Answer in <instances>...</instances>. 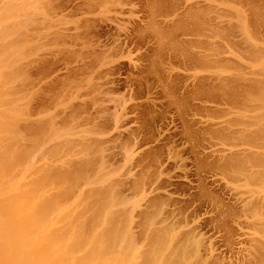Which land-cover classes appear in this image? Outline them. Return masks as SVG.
Segmentation results:
<instances>
[{
  "label": "rangeland",
  "instance_id": "rangeland-1",
  "mask_svg": "<svg viewBox=\"0 0 264 264\" xmlns=\"http://www.w3.org/2000/svg\"><path fill=\"white\" fill-rule=\"evenodd\" d=\"M94 1L0 0V264H264V0Z\"/></svg>",
  "mask_w": 264,
  "mask_h": 264
},
{
  "label": "bare ground",
  "instance_id": "bare-ground-1",
  "mask_svg": "<svg viewBox=\"0 0 264 264\" xmlns=\"http://www.w3.org/2000/svg\"><path fill=\"white\" fill-rule=\"evenodd\" d=\"M43 1H44V0H43ZM97 1H99V2H97ZM97 1L95 0L94 2H97L96 4H97L98 6H101V9H102V10H109V11H116V12H121V11L123 10V8L121 9L122 4H123L124 6H125V4H126V2H125L126 0H124V1H123V0H102V1L97 0ZM209 1H210V0H209ZM209 1H208V3H209ZM123 2H124V3H123ZM186 2H187V0H186ZM151 3H152V0H151ZM205 3L207 4V2H205ZM157 4H158V3H157ZM178 4H179V3H178ZM89 5H90V4H89ZM94 5H95V4H94ZM193 5H194V4H193ZM39 6H40V5H39ZM147 6H148V5H147ZM149 6H150V3H149ZM158 6H159V5H158ZM252 6H253V5H252ZM88 7H89V6H88ZM192 7H193V6H191V8H192ZM158 8H159V7H158ZM168 8H170V7H168ZM99 9H100V7H99ZM149 9H151V11L148 10V12L150 11V12H151L150 14L154 15V14L156 13V9H157L156 2L153 1V3L151 4V7H150ZM175 9H176V7H175ZM189 9H190V8H189ZM157 10L160 11V9H157ZM199 10H200V9H199ZM167 11H169V10H167ZM173 11L175 12L174 9H173ZM188 11H189V10H188ZM201 11H202V10H201ZM201 11H200V12H201ZM99 12H100V11H99ZM102 12H104V11H102ZM161 12H162V13H161ZM161 12H160L161 15H162V14L165 15V14L167 13V12L165 13L164 11H161ZM163 12H164V13H163ZM196 12H197V11H196ZM157 13L160 15L159 12H157ZM198 13H199V11H198ZM201 13H203V12H201ZM201 13H200V14H201ZM252 13H255V12H252ZM26 14H27V13H26ZM101 14H102V13H101ZM150 14H149V15H150ZM190 14H194V16L196 15L195 13H192V12L190 11L189 14H188V16H187L188 18L190 17ZM200 14L197 15V16H201V15H202V14H201V15H200ZM255 14H256V13H255ZM166 15L168 16L169 14H166ZM154 16H156V14H155ZM154 16H153V17H154ZM184 16H186V14H185ZM153 17L151 16V17H150V20H152L151 18H153ZM253 17H256V16H253ZM154 18H155V17H154ZM191 18H192V21H193V22H192L190 19H189V21H188V22L191 21V22H190V23H191V27H190V23H186V22H185L186 24H189V25H187L188 27H187L184 23H182V22H181V23H182L183 25L179 23V25L176 26V25L178 24V23L176 22V23H175L176 25H175V27H173V28H175V30H176V29H179L181 32H184V33H181V34H184L185 36H188L189 40H190V39H193V37H195V38L197 39L198 36H200V35H201L200 37H202V36H203V37H204V36L206 37V36H207V39H209L208 37H209L210 35L207 34V32H206V35H205V33H203L204 30L207 31V29H208V28H206V26H204L205 23H206V24L209 23V22L207 23L208 20L205 21V23H204V22H203V21H204L203 19H205V18L201 17L202 19L200 18V19H201V21H200V19H199L198 17H197V18H198L199 20H198V19L196 20V18L194 17V19L196 20V22H195L194 19H193V16H192ZM178 19H179V18H178ZM30 20H31V19H30ZM89 20H90V19H89ZM186 20H188V19H186ZM202 20H203V21H202ZM83 21H84V20H83ZM86 21L88 22V20H86ZM90 21H92V20H90ZM90 21H89V22H90ZM180 21H181V20H180ZM32 22H33V21H32ZM89 22H88V23H89ZM201 22H202V23H201ZM81 23H82V25L80 24L79 26H76L75 28H77V27H81V26H83V24H84V29L87 28V29H85V30H88L89 27H87V26H88V25L91 26V23H92V22H90L88 25H86L85 22H84V23L81 22ZM30 24H31V23H30ZM51 24H52V23H51ZM202 24H203V25H202ZM85 25H86V26H85ZM208 25H210V24H208ZM202 26H204V27H202ZM247 26H248V25H247ZM211 27H212V26H211ZM222 27H223V26H222ZM82 28H83V27H81V29H82ZM173 28H172V29H173ZM84 29H82V30H84ZM82 30L80 31L81 33H82ZM209 30H210V29H209ZM88 31H90V30H88ZM88 31H87L86 33H84V34H86V35H84V34L81 35V33H79L78 31H77V32H78L79 34L77 33L78 35H76V34H75V35H76L77 38H79V39L82 38V37H84L85 39H84V38H83V39L86 40V38H87V40H88V42H89V46H90V43H91V42H90V41H91V38H90V37H91V36H90V33L88 34ZM152 31H153V29H152ZM176 31H177V30H176ZM83 32H84V31H83ZM201 32H202V33H201ZM75 33H76V32H75ZM151 33H152V32H151ZM156 34H157V32H156ZM75 35H74V36H75ZM79 35H81V36H79ZM212 35H214V34L212 33ZM218 35H219V34H218ZM76 36H75L74 38H76ZM85 36H86V37H85ZM87 36H89V37H87ZM157 36H159V35H157ZM214 36L216 37L217 35L215 34ZM190 37H192V38H190ZM217 37H218V36H217ZM77 38H76V39H77ZM89 38H90V39H89ZM159 38H161V37L159 36ZM159 38H158V41H161ZM195 38H194V39H195ZM210 38H211V37H210ZM83 39H81L80 42H82V43L84 44L85 42H84ZM194 39H193L192 41H195V40H196V39H195V40H194ZM205 39H206V38H204V40H205ZM77 40H78V39H77ZM87 40H86V44H88ZM89 40H90V41H89ZM189 40H188V43H191L192 41L190 40V42H189ZM197 40H198V39H197ZM201 41H202V39H201ZM205 41H206V40H205ZM197 42H198V43H197ZM197 42H192V43H194V44L197 43L198 46H200V45H202V44L204 43V41H203V43L200 42V44H199V41H197ZM206 42H209V40L206 41ZM159 43H161V42H158V44H159ZM211 43H212V42H211ZM183 44H184V43H183ZM205 44L208 45V44H210V43H204V45H205ZM204 45H202V46H200V47H203L202 49H204V48L207 49V47L209 46V45H208V46L205 47ZM174 47H175V46H174ZM200 47H199V49H200ZM27 48H28V47H27ZM116 48H117V47H116ZM118 48H119V47H118ZM193 48H194V47H193ZM216 48H217V47H216ZM31 49H32V48H31ZM48 50H49V49H48ZM115 50H116V49H115ZM205 51H206V50L204 49V52H205ZM17 52H18V51H17ZM19 52H20V51H19ZM29 52H30V51H29ZM110 52H111V51H110ZM112 52H113V51H112ZM114 52H115V51H114ZM177 53H178V52H177ZM185 53H186V52H185ZM218 53H219V52H218ZM2 54H3V53H2ZM198 54H199V53H198ZM207 54H208V53H207ZM22 55H23V54H22ZM108 55H109V54H108ZM202 55H203V54H202ZM202 55H201V56H202ZM57 56H58V55H57ZM183 56H184V55H183ZM204 56H205V58H206V55H204ZM199 58H200V57H199ZM103 59H104V58H103ZM103 59H101V61H104ZM193 59H194V58H193ZM200 60H201V59H200ZM203 60H205V59H203ZM99 61H100V60H99ZM101 61H100V62H101ZM106 61H107V60H106ZM206 61H208V60H206ZM104 62H105V61H104ZM70 63H71V62H70ZM105 63H106V62H105ZM105 63H103V64H105ZM88 64H89V63H88ZM2 65H3V64H2ZM14 66H15V65H14ZM49 67H50V66H49ZM3 68H4V67H3ZM27 69H28V68H27ZM3 74H4V73H3ZM22 77H23V76H22ZM15 78H16V77H15ZM21 79H22V78H21ZM83 80H84V79H83ZM23 81H24V80H23ZM234 81H235V80H234ZM243 81H244V80H243ZM253 81H254V80H253ZM240 82H241V81H240ZM22 83H23V82H22ZM237 83H238V82H237ZM23 85H24V83H23ZM222 85H224V84H222ZM262 85H263V84L261 83V86H262ZM13 86H14V85H13ZM26 86H27V85H26ZM224 86H225V85H224ZM241 86H242V85H241ZM19 87H20V86H19ZM245 87H246V86H245ZM247 87H248V86H247ZM16 88H17V87H16ZM16 88H15V89H16ZM24 88H25V87H24ZM260 88H261V87H260ZM220 89H221V88H220ZM241 89H242V88H241ZM247 89H248V88H247ZM262 89H263V88H262ZM21 90H22V88H21ZM18 91H20V90H18ZM222 91H223V90H222ZM239 91H240V90H239ZM241 91H242V90H241ZM241 91H240V92H241ZM245 91H246V89H245ZM250 91H251V90H250ZM16 92H17V91H16ZM20 92H21V91H20ZM263 92H264V91H263ZM24 93H25V92H24ZM250 93H251V92H250ZM0 94H1V93H0ZM31 94H32V93H31ZM244 94H246V92H245ZM7 95H8V94H7ZM11 95H12V94H11ZM67 96H68V95H67ZM241 96H242V95H241ZM262 97H264V96H262ZM15 99H16V98H15ZM50 99H51V98H50ZM5 100H6V99H5ZM0 101H1V100H0ZM3 101H4V100H3ZM14 101H15V100H14ZM1 102H2V101H1ZM1 104H2V103H1ZM3 104H4V102H3ZM3 104H2V105H3ZM2 105H1V106H2ZM6 105H8V104H6ZM1 106H0V108H1ZM262 106H263V105H262ZM5 107H6V106H5ZM263 108H264V107H263ZM73 109H74V108H73ZM74 110H75V109H74ZM2 111H3V109H2ZM2 111H0V112H1L2 115H4L5 113L3 114ZM89 111H90V110H89ZM14 112H15V111H14ZM18 112H19V111H18ZM21 112H22V110H21ZM2 115H1V118L3 117ZM23 115H24V114H23ZM58 115H59V114H58ZM76 115H77V114H76ZM5 116H6V115H5ZM5 116H4V117H5ZM262 116H263V115H262ZM6 117H8V116H6ZM6 117H5V118H6ZM57 117H58V116H57ZM263 117H264V116H263ZM9 118H10V117H9ZM15 118H16V117H15ZM2 119H4V118H2ZM239 119H240V118H239ZM13 120H14V119H13ZM16 120H17V122H18V119H16ZM47 120H48V119H47ZM2 123H3V122H2ZM232 123H233V121H232ZM7 124H9V122H7ZM7 124H6V125H7ZM39 124H40V123H39ZM41 124H42V123H41ZM16 125H17V123H16ZM16 125H15V126H16ZM4 126H5V125H4ZM4 126H3V127H4ZM7 126H8V125H7ZM7 126H6V128L9 127V126H8V127H7ZM13 126H14V125H13ZM29 126H30V124H29ZM31 126H32V125H31ZM0 128H1V126H0ZM13 128H14V127H13ZM16 128H17V127H16ZM66 128H67V127H66ZM4 129H5V128H4ZM4 129H3V130H4ZM262 129H263V128H262ZM5 130H6V129H5ZM0 131H1V130H0ZM7 131H8V130H7ZM218 132H219V131H218ZM22 133H23V132H22ZM42 133H43V132H42ZM199 133H200V132H199ZM43 135H44V134H43ZM47 136H48V135H47ZM9 137H10V136H9ZM190 137H191V136H190ZM14 138H15V137H14ZM39 138H40V137H39ZM46 138H47V137H46ZM43 140H44V139H43ZM224 140H225V139H224ZM16 141H17V140H16ZM36 142H37V141H36ZM55 142H56V141H55ZM24 144H26V143H24ZM34 145H35V144H34ZM34 145H33V146H34ZM62 145H63V144H62ZM10 146H11V145H10ZM20 146H21V145H20ZM7 147H8V146H7ZM21 147H22V146H21ZM34 147H35V146H34ZM5 149H6V148H5ZM31 149H32V148H31ZM18 150H19V149H18ZM1 151H2V150H1ZM10 151H11V150H10ZM41 151H42V150H41ZM5 152H6V151H5ZM23 152H24V151H23ZM14 153H15V152H14ZM18 153H19V151H18ZM6 154H7V153H5L4 155H6ZM9 154H10V153H9ZM4 155H3V156H4ZM41 155H42V154H41ZM63 155H64V154H63ZM1 156H2V155H1ZM11 156H12V155H11ZM18 156L21 157L22 155H19V154H18ZM22 157H23V156H22ZM22 157H21V158H22ZM6 158H8V157H6ZM13 159H15V158H13ZM25 159H26V158H25ZM23 160H24V159H23ZM1 161H2V160H1ZM3 162H4V161H3ZM8 162H9V161H8ZM21 162H22V161H21ZM94 162H95V160H94ZM0 163H1V162H0ZM11 164L13 165V163H11ZM72 164H73V163H72ZM3 165H4V164H3ZM17 165H19V164H17ZM0 166H1V165H0ZM14 166H15V163H14ZM3 167H4V166H3ZM1 168H2V167H1ZM177 168H178V167H177ZM9 169H11V168H9ZM9 169H8V170H9ZM3 170H4L3 173H5V169H3ZM8 170H7V172H9ZM42 170H44V169H42ZM51 170H52V168H51ZM51 170H49V171L51 172ZM55 170L60 171L59 169H55ZM114 171H115V170H114ZM40 172H41V170H40ZM45 172H46V171H45ZM54 172H55V171H54ZM54 172H53V173H54ZM61 172L64 173V171H61ZM61 172H60V173H61ZM68 172H69V170H68ZM42 173H43V172H42ZM42 173L40 174V176L42 175ZM69 173H70V172H69ZM140 173H141V172H140ZM46 174H47V172H46ZM56 174H57V171H56ZM65 174H66V173H64V175H65ZM0 175H1V174H0ZM43 175H44V174H43ZM57 175H58V174H57ZM60 175L62 176V174H60ZM60 175H59V176H60ZM64 175L62 176L63 178H64ZM68 175H69V174H68ZM106 175H107V174H106ZM2 176H4V174H3ZM44 176H45V175H44ZM44 176H42V177H44ZM51 176H53L52 173H51ZM54 176H56V175H54ZM56 177H57V176H56ZM37 178H38V177H37ZM39 178H40V177H39ZM47 178H48V177H47ZM50 178H51V177H50ZM53 178H55V177H53ZM65 178L67 179V177H65ZM65 178H64V179H65ZM45 179H46V178H45ZM45 179H44V181H41V182L44 183V182H45ZM61 179H62V178H61ZM64 179H63V180H64ZM68 179H69V181H70V178H68ZM68 179H67V181H68ZM32 180H33V179H32ZM34 180H35V179H34ZM46 180L48 181V184H47V185L44 184V186H48V185H49V187H50V184H52V183H50L48 179H46ZM54 180H55V179H54ZM58 180H59V179H56L55 181H58ZM63 180H61V181H63ZM71 180H72V179H71ZM35 181H36V180H35ZM37 181H39V180H37ZM52 181H53V180H52ZM58 182H59V181H58ZM27 183H28V182H27ZM36 183H38V182H36ZM39 183H40V182H39ZM43 183H42V184H43ZM49 183H50V184H49ZM56 183H57V182H56ZM56 183H54V184H56ZM69 183H71V182H68V185H69ZM34 184H35V182H34ZM60 184H61V183H60ZM60 184H59V186H61ZM62 184H63V182H62ZM39 185H40V184H39ZM57 185H58V183H57ZM57 185H56V186H57ZM136 185H137V184H136ZM40 186H42V185H40ZM40 186H39V187H40ZM53 186H55V185H53ZM36 187H37V186H36ZM66 187H67V186H66ZM44 188H46V187H44ZM51 188H52V187H50V189H51ZM54 188H55V187H54ZM36 189H38V188H36ZM46 189H47V188H46ZM50 189H49V190H50ZM57 190H58V189H57ZM105 191H106V190H105ZM105 191H104V192H105ZM106 193H107V191H106ZM114 193H115V192H114ZM108 195H109V194H108ZM111 195H112V194H111ZM69 196H70V195H69ZM109 196H110V195H109ZM109 196H108V197H109ZM108 197H107V199L104 198V199H102V200L107 201V202L109 203V199H108ZM112 199H113V197L111 198V200H112ZM45 201H46V200H45ZM113 202H114V201H113ZM76 203H77V202H76ZM100 203H101V202H100ZM104 203H105V202H104ZM108 203H106V206L108 205ZM114 204H115V203H112V205H114ZM1 205H2V204H1ZM98 205H102V204H98ZM104 205H105V204H104ZM104 205H102V208H104V207H103ZM98 207H99V206H98ZM98 207H97V208H98ZM107 207H108V206H107ZM53 208H54V207H53ZM55 208H56V206H55ZM55 208H54V209H55ZM100 208H101V207H99V209H100ZM110 208H111V207H110ZM54 209H53V210H54ZM40 210H42V209H40ZM47 210H48V209H47ZM50 210H51V208H50ZM50 210H49V212H50ZM53 210H51V212H52ZM100 210H101V209H100ZM42 211H44V209H43ZM42 211H41V212H42ZM66 211L68 212V209H67ZM97 211H99V210H97ZM101 211H103V210H101ZM111 211H112V210H111ZM113 211H114V210H113ZM256 211H257V210H256ZM39 212H40V211H39ZM39 212H38V213H39ZM41 212H40V213H41ZM46 212H47V211H46ZM62 212H63V211H62ZM102 213H103V212H102ZM113 213H114V212H113ZM254 213H255V212H254ZM41 214H42V213H41ZM41 214H40V215H41ZM50 214H51V213H50ZM67 214H68V213H67ZM255 214H256V213H255ZM37 215H38V214H37ZM59 215H60V214H59ZM65 215H66V213H65ZM65 215H64V216H65ZM99 215H100V220H101V215H103V214H101L100 211H99ZM111 215H112L111 212H109V216H110V217H111ZM32 216H33V215H32ZM42 216H43V217H42ZM45 216H46V215H45ZM45 216H44V213L41 215V217H42V219H44V221L46 220V219H45ZM47 216H48V215H47ZM64 216L62 215V217H64ZM97 216H98V215H97ZM105 216H107V215H105ZM35 217H37V216H35ZM71 217H72V216H71ZM95 217H96V216H95ZM98 217H99V216H98ZM98 217H97V218H98ZM112 217H113V216H112ZM123 217H124V216H123ZM252 217H253V216H252ZM23 218H24V217H23ZM30 218H31V217H30ZM32 218L34 219V217H32ZM53 218L56 219L57 217H56V218L53 217ZM58 218H59V217H58ZM106 218H107V217H106ZM106 218H105V219H106ZM114 218H115V217H114ZM24 219H25V218H24ZM36 219H37V221H38V218H36ZM62 219H64V218H61L60 220H62ZM72 219L74 220V218H72ZM72 219H71V220H72ZM95 219H96V218H95ZM105 219H104V220H105ZM111 219H112V218H111ZM111 219H110V220H111ZM117 219H118V218H117ZM162 219H163V218H162ZM29 220H30V219H29ZM39 220H40V222H41V219H39ZM51 220H53V219H51ZM51 220H50V221H51ZM56 220H57V219H56ZM58 220H59V219H58ZM96 220H98V219H96ZM34 221H36V220H34ZM34 221L32 220V225H33V224H36V226H37V225H41V224H39V223H40L39 221H38L39 223H38V222L36 223V222H34ZM93 221H94V220H93ZM98 221H99V220H98ZM111 221H112V220H111ZM153 221H154V220H153ZM71 222H72V221H71ZM71 222H70V223H71ZM74 222H76V221H74ZM74 222H73V224H74ZM106 222H108V218H107V220H105V223H106ZM114 222H115V220H114ZM126 222H127V221H126ZM41 223H42V222H41ZM55 223H56V221H55ZM60 223H61V222H60ZM70 223H69V224H70ZM93 223H94V222H93ZM99 223H100V222H99ZM99 223H98V224H99ZM112 223H113V222H112ZM112 223H111V227H112ZM26 224H28V223H26ZM69 224H68V225H69ZM73 224H72V225H73ZM80 224H81V223H80ZM84 224H85V219H84L83 226H84ZM107 224L109 225V223H107ZM42 225H43V224H42ZM49 225H50V224H49ZM60 225H61V224H60ZM65 225H66V223H65ZM65 225H64V226H65ZM75 225H79V224L75 223ZM75 225H74V227H75ZM85 225H86V224H85ZM96 225H97V224H96ZM105 225H106V224H105ZM116 225H117V224H116ZM62 226H63V225H62ZM64 226H63V227H64ZM70 226H71V225L68 226V227H69L68 229H70ZM83 226H82V227H83ZM87 226H88V223H87ZM87 226H86V227H87ZM114 226H115V224H114ZM17 227H18V225H17ZM29 227H30V225L28 226V228H29ZM32 227H33V226H32ZM72 227H73V226H72ZM86 227L84 226V228H86ZM91 227H92V225H91ZM101 227H102V226H101ZM105 227H106V226H105ZM119 227H120V226H119ZM78 228H80V226H79ZM87 228H88V227H87ZM87 228H86V229H87ZM94 228H95V227H94ZM102 228H103V227H102ZM107 228H108V226H107ZM18 229H19V227L17 228V232H18L21 228H20L19 230H18ZM23 229H24V228H23ZM54 229H56V228H54ZM60 229H61V228H60ZM71 229H72V228H71ZM75 229H76V228H75ZM80 229H82V228H80ZM80 229H78V230H80ZM117 229H118V228H117ZM121 229H122V230L124 229L122 225H121V228L118 229L119 232L121 231ZM141 229H142V228H141ZM32 230H33V229H32ZM50 230H51V229H50ZM64 230H65V229H64ZM78 230H75V232H73V233H76V231H78ZM104 230H105V229H103V230L101 231V229H100L99 231L103 232ZM108 230H109V229H108ZM110 230H111V229H110ZM112 230H113V229H112ZM118 230H117V232H118ZM27 231L30 232V230H27ZM27 231H26V232H27ZM33 231H34V230H33ZM35 231H36V230H35ZM87 231H88V230H87ZM20 232H21V231H20ZM54 232H55V231H54ZM56 232H57V231H56ZM64 232H65V231H64ZM69 232H70V230H69L67 233L69 234ZM85 232H86V230H85ZM105 232H106V230H105ZM107 232H108V231H107ZM119 232L116 233V234H119ZM160 232H161V231H160ZM30 233H32V232H30ZM30 233H29V234H30ZM51 233L53 234V232H51ZM62 233H63V231H62ZM88 233H90V232H88ZM113 233H114V232H113ZM20 234H21V233H20ZM22 234H23V233H22ZM24 234H25V233H24ZM29 234H28V235H29ZM48 234H49V233H48ZM59 234H60V233H59ZM77 234H79V232L76 233V235H75V236H76L75 239L78 238V237L80 236V234H79V235H77ZM98 234H99V233H98ZM100 234H101V233H100ZM102 234H103V233H102ZM109 234H110V233H109ZM109 234H108V235H109ZM18 235H19V234H17V235L15 234V238H19ZM49 235H50V234H49ZM49 235H48V236H49ZM57 235H58V234H57ZM57 235H53V237H54V236H57ZM63 235H65V234H63ZM63 235H60V236H63ZM66 235H67V234H66ZM81 235H82V234H81ZM104 235H105V234H104ZM162 235H163V234H162ZM20 236H21V235H20ZM26 236H27V235H26ZM26 236H25V237H26ZM46 236H47V235H46ZM58 236H59V235H58ZM58 236H57V237H58ZM73 236H74V234H73ZM77 236H78V237H77ZM82 236H83V235H82ZM105 236L107 237V235H105ZM21 237H22V236H21ZM63 237H64V236H63ZM63 237H61V238H63ZM66 237H67V236H66ZM84 237H85V236H84ZM94 237H95V236H94ZM100 237H103V236H100ZM106 237H104V239H107ZM112 237H113V236H112ZM116 237H117V236H116ZM116 237H115V238H116ZM22 238H24V235H23ZM36 238H37V237H36ZM43 238H44V237H43ZM49 238H50V237H49ZM51 238H52V235H51ZM73 238H74V237H73ZM82 238H83V237H82ZM86 238H87V237L84 238V241H85ZM95 238H96V237H95ZM95 238H94V240H98V241H97V243H98L100 238H99V239H97V238L95 239ZM109 238H110V236L108 237V239H109ZM118 238H119V237H118ZM40 239H41V238H40ZM54 239H55V238H54ZM56 239H57V238H56ZM65 239H66V238H65ZM123 239H124V238H123ZM19 240H20V239H19ZM29 240H30V239H29ZM38 240H39V239H38ZM58 240H59V239H58ZM58 240H57V243H60V241H63V239H62V240H59V241H58ZM72 240H73V239H71V241H72ZM80 240H82V239L80 238ZM101 240H102L101 242H105V241H103V239H101ZM115 240H116V239H115ZM115 240H113L114 243H115ZM43 241H44V240H43ZM49 241H50V240H49ZM51 241H52V240H51ZM64 241H65V240H64ZM64 241H63V242H64ZM87 241H88V240H87ZM110 241H112V240H109V242H110ZM47 242H48V241H47ZM72 242H73V241H72ZM80 242H81V241H80ZM85 242H86V241H85ZM85 242H84V243H85ZM101 242H100V243H101ZM106 242H107V241H106ZM106 242H105V243H106ZM109 242H108V243H109ZM120 242H121V241H120ZM17 243H18V242H17ZM52 243H54V241H53ZM76 243H78V242H76ZM94 243H95V242H94ZM108 243H106L105 245H107ZM112 243H113V242H112ZM162 243H163V242H162ZM34 244H35V243L33 242V245H34ZM36 244H37V243H36ZM42 244H43V243H42ZM61 244H62V243H61ZM63 244H64V243H63ZM63 244H62V245H63ZM78 244H79V243H78ZM109 244H110V243H109ZM115 244H116V243H115ZM150 244H151V243H150ZM152 244L154 245V242H153ZM158 244H159V243H158ZM189 244H190V243H189ZM191 244H192V243H191ZM16 245H17V244H16ZM16 245H15V246H16ZM49 245H50V244H49ZM54 245H55V244H54ZM82 245H83V244H82ZM91 245H92V244H91ZM91 245H90V246H91ZM94 245H95V244H94ZM94 245H93V246H94ZM100 245H101V244H100ZM113 245H114V244H113ZM120 245H121V244H120ZM125 245H126V243H125ZM161 245H162V244H161ZM78 246H81V244H79ZM87 246H88V245H87ZM158 246H159V245H158ZM32 247H33V246H32ZM40 247H42V245H41ZM44 247H45V246H44ZM68 247H69L70 249L72 248V250H70V251H73V248H76V247H73L72 245H71V246L68 245ZM81 247L83 248V246H81ZM88 247H89V246H88ZM96 247H97V246H96ZM103 247H104V246H103ZM114 247H115V246H114ZM150 247H151V246H150ZM156 247H157V244H156ZM159 247H160V246H159ZM163 247H164V246H163ZM172 247H173V246H172ZM45 248H46V247H45ZM62 248H63V247H62ZM104 248H105V247H104ZM104 248H103V250H101V249H102V247H101L100 250H101V251L106 250V249H104ZM123 248H124V247L122 246V249H123ZM130 248H131V247H130ZM164 248H165V247H164ZM46 249H48V247H47ZM57 249H59V245H58ZM57 249H56V250H57ZM60 249H61V248H60ZM65 249H66V248H65ZM80 249H81V248H80ZM94 249H95V247H94ZM120 249H121V248H120ZM125 249H126V248H125ZM152 249H153V248H152ZM162 249H163V248H162ZM162 249H161V250H162ZM34 250H35V248L32 249V251H34ZM40 250H41V249L39 248V253H40V254H42V253H45V254H46V252H43V250H42V251H40ZM51 250H52V248H51ZM66 250H67V249H66ZM74 250H75V249H74ZM77 250H79V248H77ZM96 250H97V248H96ZM100 250H99V251H100ZM108 250H109V249H108ZM150 250H151V249H150ZM48 251H49V250H48ZM67 251H68V250H67ZM67 251H66V252H67ZM70 251H69V252H70ZM91 251H93V249H92ZM94 251H95V250H94ZM94 251H93V252H94ZM143 251H144V250H143ZM156 251H157V250H156ZM184 251H185V250H184ZM30 252H31V249H30ZM35 252H36V251H35ZM37 252H38V251H37ZM74 252H75V251H74ZM74 252H73V253H74ZM122 252H123V251H122ZM48 253H49V252H48ZM89 253H90V252H89ZM102 253H103V252H102ZM102 253H101V254H102ZM150 253H151V252H150ZM153 253H154V252H153ZM33 254H34V253H33ZM45 254L42 255L43 258L46 257ZM62 254H64V253H62ZM62 254H61V255H62ZM65 254H66V253H65ZM65 254H64V256H68V255H65ZM91 254H92V253H91ZM96 254H97V253H96ZM136 254H137V253H136ZM145 254H146V252H145ZM158 254H159V253H158ZM46 255H47V254H46ZM84 255H85V254H84ZM99 255H100V254H99ZM103 255H104V253H103ZM105 255H106V252H105ZM105 255H104V256H105ZM151 255H152V254H151ZM36 256L40 259V257H39L40 255L38 256V253H37ZM42 256H41V257H42ZM70 256H71V255H70ZM85 256H87V255H85ZM85 256H83V258H84ZM95 256H96V255H95ZM140 256H142V255H140ZM34 257H35V256H34ZM37 257H36V259H37ZM58 257H59V256H58ZM91 257L94 258V256H92V255H91ZM102 257H103V256H102ZM113 257H114V256H113ZM142 257H143V256H142ZM144 257H145V256H144ZM178 257H179V256H178ZM178 257H176V258H178ZM43 258L40 259V260H43ZM80 258H82V257H80ZM83 258H82V259H83ZM89 258H90V257H89ZM95 258H96V257H95ZM95 258H94V260H95ZM100 258H101V257H100ZM123 258H124V257H123ZM147 258H148V257H147ZM183 258H184V257H183ZM55 259H56V258H55ZM63 259H64V258H63ZM67 259H68V258H67ZM77 259H79V258H77ZM82 259H81V261L84 263V261L87 260L88 258H87V257L84 258V259H83L84 261H83ZM101 259H102V258H101ZM118 259H119V258H118ZM124 259H125V258H124ZM138 259H139V258H138ZM150 259H151V258H150ZM154 259H155V258H154ZM163 259H164V258H163ZM259 259H260V258H259ZM47 260H48V259H46V261H47ZM59 260H60V259H59ZM79 260H80V259H79ZM174 260H176V259H174ZM51 261H52V260H51ZM63 261H64V260H63ZM66 261H67V260H66ZM87 261H88V260H87ZM87 261H86V262H87ZM92 262H93V261H92ZM112 262H113V259H112ZM117 262H118V261H117ZM121 262H122V261H121ZM134 262H135V261H134ZM161 262H162V261H161ZM172 262H174V264L176 263L175 261H173V259H172ZM51 263H52V262H51ZM51 263H50V264H51ZM65 263H66V262H65ZM77 263L80 264V261H79V262L77 261ZM77 263H76V264H77ZM83 263H81V264H83ZM153 263H154V262H153ZM164 263H165V262H164ZM178 263H180V262H178ZM84 264H86V263H84ZM97 264H98V263H97ZM162 264H163V262H162ZM171 264H172V263H171ZM180 264H181V263H180Z\"/></svg>",
  "mask_w": 264,
  "mask_h": 264
}]
</instances>
